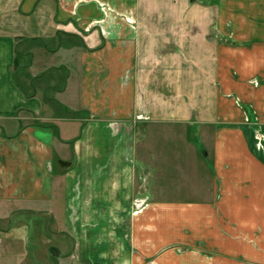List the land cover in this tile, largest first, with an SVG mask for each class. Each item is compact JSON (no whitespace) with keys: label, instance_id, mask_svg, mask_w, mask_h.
<instances>
[{"label":"crops","instance_id":"obj_1","mask_svg":"<svg viewBox=\"0 0 264 264\" xmlns=\"http://www.w3.org/2000/svg\"><path fill=\"white\" fill-rule=\"evenodd\" d=\"M47 216L43 264H264V0H0V264Z\"/></svg>","mask_w":264,"mask_h":264},{"label":"rangeland","instance_id":"obj_2","mask_svg":"<svg viewBox=\"0 0 264 264\" xmlns=\"http://www.w3.org/2000/svg\"><path fill=\"white\" fill-rule=\"evenodd\" d=\"M196 144L198 145L199 143L196 142ZM29 224L31 226V229L29 231H27V234L24 235V237H29L31 242L34 244L33 247H31L30 245L28 246V251H30V256L29 258L33 261H35L36 264H43V262L40 259H36L35 257V253H36V247H37V243L36 241L38 240V231L36 232V230L41 229L42 232L50 239H53V234H52V230L54 228L51 227L52 225V221L49 220V217L47 216V218L44 217H38L37 219L32 218V220H29ZM16 227V232L17 234L23 235L22 232H24V230L22 231L20 229V226H15ZM38 227V228H37ZM28 235V236H27ZM23 237V236H21ZM23 244V241H22ZM39 248V247H37ZM17 260H18V256H17Z\"/></svg>","mask_w":264,"mask_h":264},{"label":"built area","instance_id":"obj_3","mask_svg":"<svg viewBox=\"0 0 264 264\" xmlns=\"http://www.w3.org/2000/svg\"><path fill=\"white\" fill-rule=\"evenodd\" d=\"M143 206H144V205H143L142 203L137 204V206H136V208H135V211L142 209Z\"/></svg>","mask_w":264,"mask_h":264}]
</instances>
